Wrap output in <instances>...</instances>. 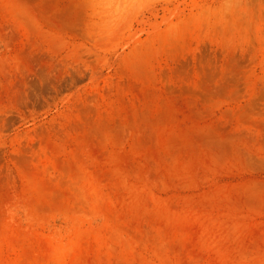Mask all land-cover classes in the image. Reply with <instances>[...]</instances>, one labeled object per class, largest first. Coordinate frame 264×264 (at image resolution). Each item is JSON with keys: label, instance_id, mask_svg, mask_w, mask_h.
<instances>
[{"label": "rangeland", "instance_id": "374dc122", "mask_svg": "<svg viewBox=\"0 0 264 264\" xmlns=\"http://www.w3.org/2000/svg\"><path fill=\"white\" fill-rule=\"evenodd\" d=\"M0 264H264V0H0Z\"/></svg>", "mask_w": 264, "mask_h": 264}]
</instances>
